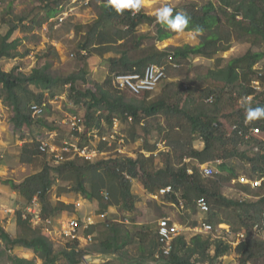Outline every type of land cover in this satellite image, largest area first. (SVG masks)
<instances>
[{"label": "trees", "instance_id": "16d2710c", "mask_svg": "<svg viewBox=\"0 0 264 264\" xmlns=\"http://www.w3.org/2000/svg\"><path fill=\"white\" fill-rule=\"evenodd\" d=\"M41 1L45 3L47 20L62 13L72 0ZM218 2L217 7L208 2L201 11L196 9L185 11L191 17L189 29L185 31L189 32L190 29L199 27L203 29L202 33H206L197 46L184 45L172 51H163L153 43L146 47L145 55L132 60L127 57L128 53L142 47V39L134 40V33L141 27L153 25L156 20L143 13L142 9L137 14L129 11L117 14L103 4L96 21L88 26L86 31L81 25H67L65 22L56 28V38H60V34L72 32L71 40L78 39L79 51L76 56L82 62L79 72L66 77L54 75L51 72L50 59L58 58L59 55L53 47L43 55L46 60L44 65L34 67L28 74L20 72L18 66L10 71H4L0 65V101L11 111V123L16 131L28 129L34 124L46 127V123L40 117H32L31 107L43 105L46 92L53 97L54 89L69 86L68 99L74 106L81 107L83 111L81 123L87 132L98 129L99 134H107L113 120L116 119L124 127L125 144L143 140V149L149 153V156L140 153L137 159L114 156L88 161L74 157L56 166L45 163L38 173L21 183L16 184L0 178V184L8 185L25 199L26 205L37 197L43 219L53 218L60 212L72 209L71 205L63 202L52 206L47 200V193L55 179L68 182L69 192L79 194L89 201H100V211L117 205L129 213L134 209L135 199L131 192L130 179H140L143 188L151 195H157L159 189L171 186L173 193L160 198L174 204L181 199L191 212H196V200L204 198L211 213L214 209L215 214L223 215L219 224H233L245 230V239L235 248L239 264H264V241L252 237L256 224L260 225L261 230L264 229V120L246 124V113L241 106L242 98L254 93L251 86L253 80H259L264 88V71L253 69V66L264 58V52L248 51L241 57L231 59L224 67H218L221 62L220 54L229 49L232 40L244 39L252 45L264 43V0H218ZM217 12L221 13L223 19ZM24 20L18 18V22H15L10 18L2 21V24L8 26V31L5 35H0V63L27 54L19 53V39H12V35L20 28L23 32L33 30L36 21L32 20L26 27L22 25ZM154 26L157 28L156 34L150 32L144 38L154 37L157 41H163L172 37L173 33L166 31L165 26L159 23ZM82 31L83 36H80ZM81 50L86 54H81ZM109 53H114L115 56L106 59L105 55ZM94 55L101 56L109 63L108 73L105 74L102 85H97L93 90H83L81 86L86 82V75L90 70L87 64ZM214 57L217 58L216 67L209 69L205 75L198 76L196 81L186 77L183 83L181 79L173 80L174 78L168 74V70L176 73L192 69V59L211 60ZM149 64L165 67L166 78L160 83L159 86L162 87L158 94L152 96V93L144 92L141 95H133L113 86L114 75L143 73ZM187 82L189 86L185 85ZM37 89L39 91H36ZM257 105L264 106V100L258 103L252 101L253 107ZM46 109L47 106L44 107V110ZM158 118H162L164 125ZM103 125L107 127L103 128ZM226 125H229L228 130ZM233 126L237 129L229 130ZM48 128L54 130L52 127ZM250 128H257L261 136L246 139ZM155 130L163 133L167 152L154 153L157 147L155 142L150 143V140ZM198 141L203 144L201 149L194 145ZM97 145L98 150L103 152L115 148L116 141L111 147H107L105 142H98ZM39 146V141L24 143L20 155L21 163L36 162L43 155ZM157 157L160 158L161 164L158 168ZM217 161L220 162L217 165L220 172L228 173L227 177L216 176L219 177V181L233 179L231 174L233 169L249 170L251 180H261L260 186L256 188L259 199L254 202L248 199L244 201L227 199L220 192V184L215 176L205 178L199 170L200 165ZM86 184L89 185L88 189ZM238 187L249 195L254 194V188L249 184H238ZM104 189L108 193L107 200L100 196ZM113 201L115 202L112 203ZM212 221V216L207 217L206 222ZM16 225L17 233L13 237L0 224V257L6 256L10 264H35L34 260L7 255L8 251L15 248L32 251L42 264H83V256L87 250L80 247L77 241L56 250L51 240L39 229L34 228L28 219H24L20 212L17 213ZM102 225H105L107 230L104 234L101 233V236L94 235L95 253L121 254L137 239L139 257L156 262L154 256L160 251L157 230L145 247L149 232H145L144 229L137 233L138 238L136 233L122 230L120 224L108 221ZM93 233L95 226L85 231L86 235ZM210 238L198 234L187 241L184 235L178 236L172 242L169 255L161 258L160 263L214 264L228 255L231 247L220 239ZM2 246L4 249H1ZM211 248H214V254L210 256Z\"/></svg>", "mask_w": 264, "mask_h": 264}, {"label": "rangeland", "instance_id": "374dc122", "mask_svg": "<svg viewBox=\"0 0 264 264\" xmlns=\"http://www.w3.org/2000/svg\"><path fill=\"white\" fill-rule=\"evenodd\" d=\"M208 2H212L215 7L219 6L218 0H144L142 11L146 15L156 20V9L165 4L171 6L174 11L183 10L185 12L190 9L201 11L202 7ZM44 5L45 3H43L41 0H0L1 36L5 35L8 31V26L2 24L3 20L11 18L15 20V22H18V18H22L25 19L22 25H25L26 27L31 24L32 20L36 21L31 32H23L20 28V30H17L12 35L13 40L19 39L20 41V45L18 47L19 53L27 54L23 57H17L13 60L1 61L0 65L2 70L10 71L14 67L18 66L20 72L28 74L34 67H40L44 65L46 60L43 58V55L51 47H53L59 55L58 58L50 59L52 64L51 72L54 75L66 77L69 74L79 72V70L82 68V62L78 60L76 56L77 51H79L77 43L78 39L75 41L71 40L73 33L70 32L66 35L60 34V38L55 37L56 28L60 25L58 18L63 15V22L67 23V25H81L84 28V31H86L87 27L91 26L101 13V6L103 5L102 0H72L68 7L62 13H59L56 17L47 20H45L46 14L44 11ZM217 13L221 15V13ZM220 17L223 19L222 15ZM238 18L240 19L241 17L239 16ZM157 24L158 23L156 21L153 25L141 27L137 32L134 33V40L138 41L139 39H142V47H140L136 51L129 52L127 55L128 58L135 60L139 57H142L146 53V47L153 43L159 50L172 51L177 47H182L184 45L197 46L206 36V33H196L193 31L176 33L169 29H166V31L173 33L172 37L169 39L157 41L154 37L144 38L150 32L156 34L157 28L154 25ZM83 33L84 32L82 31L80 36H83ZM248 51L264 52V43L252 45L250 42H246L244 39L232 40L229 49L220 54L221 62H219L218 67H224L228 63V61L241 57ZM80 53L83 55L86 54V52L82 50L80 51ZM111 56H115V54L109 53L105 55V58L107 59ZM216 59V57L211 60L205 58L192 59V69H184L183 72L178 71L176 73H171V71L168 70V74L170 77L174 78L173 80L181 79L183 83H185L184 81L186 77L191 81H196L198 79V76H200L201 74L205 75L209 71V69L216 67ZM87 66L90 70L86 75V82L81 86V88L83 90H93L97 85H102L105 74L108 73L109 63L102 59L101 56L94 55L92 56V59H89V63L87 64ZM253 69L264 71V58L260 62L256 63L253 66ZM185 85L189 86L188 82ZM68 87L69 86H65L64 88L54 89L53 97L50 96L49 92L45 93L44 102L45 106H47V109L42 113L40 119H42L46 123L47 129L46 127H40L38 124H34L28 129L16 131L11 123V111L3 106L2 102L0 101V178L2 180H10L18 184L29 176L38 173L45 163L56 166L64 162L54 161L52 155L49 152H46L42 153L43 155H41L36 162L32 164H24L20 161V155L24 143L48 141L49 144L54 145L55 147H60L64 142L75 143L76 140H72L74 139L72 135L75 134V132H72L71 118H80L83 114V111L81 110V107H76L69 101ZM161 87L162 85L152 93V96L158 94ZM36 91L39 90L37 89ZM254 97H256L257 103L262 102L264 100L263 89H258ZM158 119H160V121L164 125L162 118ZM48 127H52L54 130H48ZM105 127H107V125H103V128ZM118 127L123 134L124 127L122 126V124L119 123ZM228 127L229 125H226L227 130ZM259 136H261V134H259ZM77 141L87 145L90 144L92 148L97 145V143L93 139L88 140V136H83L82 138L79 137ZM153 142H155L157 147V150L154 152L155 154L160 152H167L168 149L163 144V133H159L157 130H155L152 133V137L150 140V143ZM143 145V140H139L134 144H125L122 147H118V150L116 151V147L111 150L106 149L103 151V153L95 154V156H93L91 159L92 161H97L103 158L114 156L118 158L128 157L137 159L140 153L148 156V153L143 149ZM194 145L198 149H201L203 147L201 141L196 142ZM64 157L67 156L64 155ZM185 161L188 162L187 159H185ZM219 163H211V166L214 170L213 177L215 176L216 180L219 179V177H216L218 175H221L223 177L228 176L227 172H220L217 167ZM160 166V158L157 157L156 168ZM231 172L233 179H231L230 181L218 180L220 184V192L227 199H232L235 201H244L246 199L253 202L257 201L259 197L257 196L258 191L256 190V188L253 189V195H249L246 193L247 195L245 194V196L238 187V184L244 185L249 183V180H251V174L249 170L237 171L233 169ZM53 177L54 176L52 173V179ZM130 183L131 192L133 193L135 199L134 209L129 213L123 211L117 205L110 206L105 211H100V201H89L79 194L69 192L67 191V189L70 187V184L68 182L55 179L53 180V184L47 193V200L52 206H56L59 202H63L67 205H71L72 209L70 211L58 213L53 217V219L55 220V223L64 221L66 218H76L83 220L86 217H94L97 221V216L99 214L106 213L107 216L105 219L107 220V222L109 221V223L120 224L122 226V230H129L132 234L136 233L137 237V233L142 231L143 229L145 230V232H149V236L144 245L146 247L149 240L155 236L158 220L163 216H170L175 221L181 223L183 226H189L191 222L196 219L197 222L199 220L207 221V217L209 218L210 216H212V225L214 227L213 233L209 236H202L204 238L211 237V240L220 239L231 247V251L228 253V255L223 256L214 264H239L238 254L236 253L235 248L245 239L246 234L244 229H240L236 225L228 223L222 224L223 227L218 226L219 221L222 219L223 215L221 213L215 214L214 209L212 210L211 214L192 211L190 212V214L185 213L184 215H182L180 211H177L162 198H155L151 194H149L143 188L140 179H130ZM86 187L88 189L89 185L86 184ZM106 191L107 190L104 189L102 190V192H100V196H102V198H104L102 193H105ZM112 198L113 196L111 197V199ZM114 202L115 201H113L112 203ZM25 203V199L14 192L8 185L0 184V224L13 237H15L17 233V213L20 212L22 214L23 210L27 206ZM105 219L103 221H106ZM100 221H102V219H100ZM99 225L95 227V233H93V235L98 234L99 236H101L107 230V228L104 227L105 225ZM32 226L39 229V231L43 235L47 236L53 243V246L56 250L63 249L69 243H71V241L62 237L59 231H55L50 234L46 230H43L40 226L33 224ZM226 226L229 227L230 233L226 232ZM257 226L258 229H260V225L256 224L252 231V237L264 241V229L256 231ZM191 235V233L184 232V236L186 237L187 241L192 238ZM138 246L139 241L135 239V241L128 245L121 254H115L123 261L115 259L99 264H133V262L139 260H144L147 263H151L150 260H145L144 258L139 257ZM80 247H84L87 250L84 256L98 254L95 253V240L89 244H85L84 241H81ZM1 249H4V247L2 246ZM209 254L210 256L214 254V248L210 249ZM7 255L34 260L35 264H42V261L36 258L35 254L32 251L24 248H15L12 251H8ZM0 264L10 263L6 260V256H2L0 257ZM83 264H85L84 261Z\"/></svg>", "mask_w": 264, "mask_h": 264}, {"label": "built area", "instance_id": "2783aa9c", "mask_svg": "<svg viewBox=\"0 0 264 264\" xmlns=\"http://www.w3.org/2000/svg\"><path fill=\"white\" fill-rule=\"evenodd\" d=\"M61 15L58 19L59 22L62 23L64 18ZM166 78V72L164 66H159L156 64H149L145 67L143 73L133 72V73H121L114 75L112 79L113 86L121 91H128L133 95H141L144 92H155L160 83ZM253 88L257 91L260 89V85L258 81H253ZM252 98V96H250ZM45 103L41 106L33 105L31 107L32 110V117H40L44 110ZM81 118L72 117L71 123H72V132H75V134L72 135L74 139L76 140L75 143H68L64 142L61 144L60 147H55L54 145L49 144L48 141H42L40 142L39 150L42 153L49 152L53 160L56 162H61L70 159H73L74 157L84 158L88 161H92V157L95 156V154L103 153L102 151L98 150V145H96L94 148L91 147V145H87L84 143H80L77 140L82 138V134H85V136H88V140H94L97 144L98 142H105L107 144V147H111L113 145V142L116 141V150H118V147H122L125 145L124 136L119 130V121L114 119L112 126L110 128L109 133L107 134H99L98 129H93L87 132V130L84 129V126L82 125ZM248 121H246V124ZM237 127L233 126L230 130H236ZM241 133V132H240ZM260 134V131L257 128H250L248 134L245 136V138H249L251 136H256ZM82 136V137H81ZM165 145V143L163 142ZM66 155L67 157H64ZM149 156V153H148ZM219 163V161H217ZM200 173L203 177L209 178L213 177L214 170L211 164H203L199 166ZM191 173V171H188ZM249 183L251 187H259L261 184V181H250ZM173 193V189L171 186H166L161 189H159L157 195H152L153 197L157 198L160 196H164L167 194ZM104 196V199H108V193H102ZM175 209L180 211V213L183 215V211L185 210V204L184 202L179 199L178 204H170ZM196 207L199 212L201 213H208L210 212V207L206 200L204 198H198L196 200ZM12 212V211H11ZM107 216L106 213L99 214L97 216L98 220L94 217H86L83 220L76 219V218H66L64 221L55 223V220L53 218L43 219L40 215V206L37 200V197H34L29 205L25 207V209L22 212V217L24 219H28L29 222L33 225L40 226L43 230H46L48 233H52L55 231H59L62 237L68 239L71 242L77 241L80 245L81 241H84L85 244H89L93 241V234H85V231L89 229L90 227L97 226L99 224L106 223L107 220L105 219ZM102 219V221H100ZM106 221H103V220ZM222 224H219L218 226L223 227ZM57 227V229H56ZM256 231H260L258 229V226L256 227ZM214 227L211 223H208L206 221H198L196 225H189V226H183L181 223L175 221L170 216H164L158 220L157 225V236H158V243L160 245V251L155 254L154 260L156 262H151L150 264H162L160 263L161 258L164 256H168L171 247L172 242L175 238L178 236H182L185 233H191L192 236L195 235H211L213 233ZM225 230L227 233H230L229 227H225Z\"/></svg>", "mask_w": 264, "mask_h": 264}, {"label": "clouds", "instance_id": "9594fccd", "mask_svg": "<svg viewBox=\"0 0 264 264\" xmlns=\"http://www.w3.org/2000/svg\"><path fill=\"white\" fill-rule=\"evenodd\" d=\"M102 2L106 8L112 9L117 14H123L125 11H129L133 14H137L141 11L143 4H144V0H102ZM155 17H156L157 23L165 26L167 29L173 32H176V33H182L186 29H189V24L191 21V17L186 12H184L183 10L174 11V9L167 4L156 9ZM190 30L196 33H202L203 31V29L199 27H196ZM253 81H258L260 85L259 80H253ZM252 82H251V86L253 88ZM260 89H263L264 91V88L261 85H260ZM256 92L257 91L254 89V93L252 95L244 96L241 101V106L244 108V111L246 113L245 119L248 122L264 120V106H260V105H257L255 107L252 106V101L255 100L256 102V97H254L256 95ZM250 96H252V98ZM256 136H259V134ZM258 181H261V180H258ZM252 188H257V187H252ZM169 204H174V203H169ZM195 205H196V202H195ZM196 211H198L197 207H196ZM190 212L191 211L185 207V210L183 211V215L185 213L190 214ZM210 213H211V210L210 212L205 213V214H210ZM193 222H195V224H193ZM193 222H191L190 225H196L197 219L193 220ZM221 224H224V223H221Z\"/></svg>", "mask_w": 264, "mask_h": 264}, {"label": "water", "instance_id": "95a60500", "mask_svg": "<svg viewBox=\"0 0 264 264\" xmlns=\"http://www.w3.org/2000/svg\"><path fill=\"white\" fill-rule=\"evenodd\" d=\"M115 259L123 261L118 256H116L115 254L86 255L83 257V261L85 264L105 263V262H108L110 260H115ZM133 264H150V263H147L144 260H139V261L133 262Z\"/></svg>", "mask_w": 264, "mask_h": 264}, {"label": "crops", "instance_id": "0c3cea01", "mask_svg": "<svg viewBox=\"0 0 264 264\" xmlns=\"http://www.w3.org/2000/svg\"><path fill=\"white\" fill-rule=\"evenodd\" d=\"M242 193H243L244 195L246 194V193H245V192H243V191H242ZM246 195H247V194H246ZM246 195H245V196H246ZM169 205H170V204H169ZM192 222H193V221H192Z\"/></svg>", "mask_w": 264, "mask_h": 264}]
</instances>
